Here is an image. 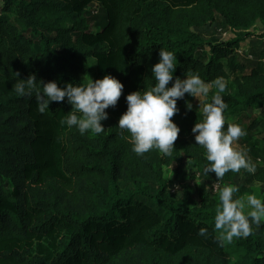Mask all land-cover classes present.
I'll use <instances>...</instances> for the list:
<instances>
[{
	"label": "trees",
	"instance_id": "trees-1",
	"mask_svg": "<svg viewBox=\"0 0 264 264\" xmlns=\"http://www.w3.org/2000/svg\"><path fill=\"white\" fill-rule=\"evenodd\" d=\"M219 19L231 38L205 40L193 29ZM257 22L264 27V0H2L0 264H264V232L221 244L214 229L218 192L180 182L176 196L164 177L163 166L180 156L200 173L208 164L191 131L202 112L185 107L194 97L177 100L172 157L157 150L137 156L117 128L125 96L154 85L160 48L176 55L174 79L198 73L213 85L207 99L217 78L228 82L224 114L235 120L225 129L240 125L247 109L264 107V49L250 59L238 53L248 37L264 41V32L251 31ZM30 74L59 87L110 75L123 91L105 110V131L81 135L61 124L71 111L66 99L41 114L34 97L15 94L16 80ZM257 124L245 129L256 165L249 174L264 183ZM235 175L226 173L221 187L234 185ZM239 188L234 198L248 192Z\"/></svg>",
	"mask_w": 264,
	"mask_h": 264
},
{
	"label": "clouds",
	"instance_id": "clouds-1",
	"mask_svg": "<svg viewBox=\"0 0 264 264\" xmlns=\"http://www.w3.org/2000/svg\"><path fill=\"white\" fill-rule=\"evenodd\" d=\"M2 5V0H0ZM159 62L151 68L154 85L146 91H133L125 96L127 108L120 116L117 128L121 135L132 145V151L137 156H143L152 150H157L164 157H172L174 142L180 132L172 117L179 112L177 100L185 94L198 98L199 110L202 112V122H196L192 128L196 145L201 146L206 153L204 175L214 173L217 182L226 173H239L241 169L248 173L256 172L253 164L244 150H237L234 143L247 135L238 124H226L225 111L228 104L222 93L227 90L228 82L223 78L214 81L216 93L211 102L201 106L200 98L209 96L210 87L198 73H188L184 79L175 77L178 66L176 55L172 51L160 48ZM19 73H15L18 77ZM83 84L68 83L59 87L57 82H43L35 74L26 79H17L14 91L18 97L35 98L37 111L41 114L49 112L50 102L65 101L71 105L62 125L75 127L81 135L90 132L99 135L105 131L102 121L108 118L105 111L115 107L123 91V84L116 78L105 75L102 79L93 81L89 76ZM172 81V86L168 87ZM187 110H192V104L185 101ZM127 133L125 136L124 134ZM219 204L215 209L214 229L220 234L221 244L232 242L234 238H247L253 233V225L259 227L264 222V198L255 194L234 198L240 191L239 186L227 185L219 187ZM207 228H200L199 236L207 234Z\"/></svg>",
	"mask_w": 264,
	"mask_h": 264
},
{
	"label": "rangeland",
	"instance_id": "rangeland-1",
	"mask_svg": "<svg viewBox=\"0 0 264 264\" xmlns=\"http://www.w3.org/2000/svg\"><path fill=\"white\" fill-rule=\"evenodd\" d=\"M195 31L202 34L205 40H209L210 38L224 40L229 39L233 36L232 32L227 29L222 21L219 19L216 24L208 25L204 27H195L193 28ZM251 31L255 34H260L264 32V27L260 22H257L253 27H251ZM254 37H258L257 35H253ZM259 38V37H258ZM257 38V39H258ZM242 53H246V49L241 50ZM241 54V53H240ZM213 85H211L210 88H212ZM213 89V88H212ZM201 100V106L205 102H211V100L207 98H200ZM192 109L199 111V100L198 98H193L191 101ZM235 120L234 117H231L228 122H233ZM257 121V125L252 129L253 132V141L256 143L258 149H260L264 143V107H261L259 109H247L242 113L240 116V126L245 130L252 122ZM192 130V129H191ZM193 133V132H192ZM194 134V133H193ZM195 135V134H194ZM248 143L246 141L245 136L240 138L238 141L234 143V147L237 150H244L247 152L248 157L251 161V153L248 149ZM164 171V177L166 179H170L173 181L174 189H172V192L174 195H178V191L176 190V186L180 183H191L195 180V175L198 170H196L194 167H192L187 158L180 156L178 159L173 161L170 165H164L163 166ZM201 177L197 179V183L195 184H201L205 183V187L207 191L211 195H214L217 192H213L211 189V184L216 182L217 179L215 177L214 173H208L207 176L204 175V172L201 173ZM194 184V185H195ZM234 185L236 186H245L248 192H245L242 196H247L249 194H255L258 198H264V183L262 182H256L250 178V174L244 170L241 169L239 173H236L234 178ZM241 197V196H240ZM262 229V231H261ZM261 232H264V222H261V225L257 227L256 225H253V233L260 234Z\"/></svg>",
	"mask_w": 264,
	"mask_h": 264
},
{
	"label": "crops",
	"instance_id": "crops-1",
	"mask_svg": "<svg viewBox=\"0 0 264 264\" xmlns=\"http://www.w3.org/2000/svg\"><path fill=\"white\" fill-rule=\"evenodd\" d=\"M258 37H248L246 39H244V41L241 42L240 44V48L238 50V53L242 56H244L247 59H250L251 57H254L256 55V53H258V51H261L262 49H264V41L261 38ZM244 48L246 49V53H242L241 50ZM264 51V50H263ZM230 118H227L226 121H229Z\"/></svg>",
	"mask_w": 264,
	"mask_h": 264
},
{
	"label": "built area",
	"instance_id": "built-area-1",
	"mask_svg": "<svg viewBox=\"0 0 264 264\" xmlns=\"http://www.w3.org/2000/svg\"><path fill=\"white\" fill-rule=\"evenodd\" d=\"M200 177H201V173H200V172H197L196 175H195V180L192 181V182L190 183V185H194L195 182L197 181V179H199ZM217 183H218L219 187H221V185H222V182H221V181H219V182L216 181V182L212 183V184H211V189H212L213 192H217V191H218V190H216V189L213 188V185H216ZM173 189H174V188H173Z\"/></svg>",
	"mask_w": 264,
	"mask_h": 264
}]
</instances>
